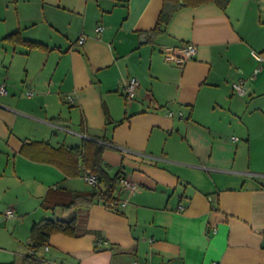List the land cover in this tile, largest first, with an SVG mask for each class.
<instances>
[{"label":"crops","instance_id":"0c3cea01","mask_svg":"<svg viewBox=\"0 0 264 264\" xmlns=\"http://www.w3.org/2000/svg\"><path fill=\"white\" fill-rule=\"evenodd\" d=\"M227 1L154 37L163 0H58L47 39L11 32L48 51L0 36V264L23 263L34 222L66 216L49 190H91L43 161L45 143L85 140L135 188L118 185V211L81 209L80 235L53 234L39 264H264V0ZM186 44L192 59H166Z\"/></svg>","mask_w":264,"mask_h":264},{"label":"trees","instance_id":"16d2710c","mask_svg":"<svg viewBox=\"0 0 264 264\" xmlns=\"http://www.w3.org/2000/svg\"><path fill=\"white\" fill-rule=\"evenodd\" d=\"M209 1L219 4L222 8H225L228 2L227 0H163L156 26L148 34L157 37L165 32L168 23L177 11L189 5H199ZM4 41L12 45L24 46L29 50H49L40 42L25 40L20 31L7 35ZM45 145L48 147L49 156L43 161L56 166L70 178L94 176L96 185L84 192H69L57 188L49 190L44 200L45 206L49 209L60 207L67 214L62 218H45L33 223L30 230L31 250L24 257L22 264H39L43 260L40 254L53 234L79 236V211L81 209H89L94 204H102L115 211L119 209L120 200L115 196V192L124 178L119 173L111 175L103 166L104 146L102 144L95 140H85L81 147L54 148L48 143ZM55 195L57 199L52 201Z\"/></svg>","mask_w":264,"mask_h":264},{"label":"rangeland","instance_id":"374dc122","mask_svg":"<svg viewBox=\"0 0 264 264\" xmlns=\"http://www.w3.org/2000/svg\"><path fill=\"white\" fill-rule=\"evenodd\" d=\"M58 0H0V36L22 29L25 36L54 34L49 19L57 14Z\"/></svg>","mask_w":264,"mask_h":264},{"label":"built area","instance_id":"2783aa9c","mask_svg":"<svg viewBox=\"0 0 264 264\" xmlns=\"http://www.w3.org/2000/svg\"><path fill=\"white\" fill-rule=\"evenodd\" d=\"M103 30L102 27H98L96 29V32H101ZM80 43L84 42V37H81L79 40ZM196 54V47L192 44H186L183 47L176 49L173 47H170L167 49V53H166V59L168 61L174 62L176 64L179 65H183L185 64L187 61H189L190 59H192L194 57V55ZM138 86V81L135 78H130L124 85V93L125 96L128 99L133 98L134 94H135V90L136 87ZM234 90L236 91V93L240 94V95H244L246 93L245 88L243 86V83H235L233 85ZM0 93L4 94L6 93V90L4 89L3 86H1L0 88ZM235 139V138H234ZM86 181L91 185V186H95L96 185V179L94 176L88 175L85 177ZM121 185H123L124 187L133 190L135 188V186L129 182L127 179H122L120 181ZM126 206V202L125 201H119L118 203V207H125ZM7 214L10 215L11 211H7ZM44 249L47 251L48 250V246H45Z\"/></svg>","mask_w":264,"mask_h":264}]
</instances>
